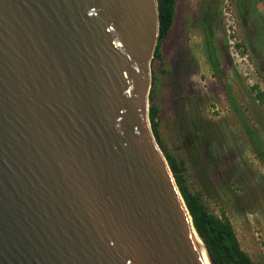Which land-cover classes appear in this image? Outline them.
Masks as SVG:
<instances>
[{"label":"water","instance_id":"1","mask_svg":"<svg viewBox=\"0 0 264 264\" xmlns=\"http://www.w3.org/2000/svg\"><path fill=\"white\" fill-rule=\"evenodd\" d=\"M158 24L157 0H0V264H205L148 116Z\"/></svg>","mask_w":264,"mask_h":264},{"label":"rangeland","instance_id":"2","mask_svg":"<svg viewBox=\"0 0 264 264\" xmlns=\"http://www.w3.org/2000/svg\"><path fill=\"white\" fill-rule=\"evenodd\" d=\"M206 3L216 14L211 44L219 76L199 21ZM171 25L154 68L160 138L184 162L186 182L209 212L227 217L240 248L264 264V165L245 132L248 125L264 144V101L252 93L254 85L264 91V0H176ZM180 55L186 73L171 81L161 69Z\"/></svg>","mask_w":264,"mask_h":264},{"label":"trees","instance_id":"3","mask_svg":"<svg viewBox=\"0 0 264 264\" xmlns=\"http://www.w3.org/2000/svg\"><path fill=\"white\" fill-rule=\"evenodd\" d=\"M175 1L176 0H157L158 5V14H159V35L156 50L151 61L152 68V86L149 93V121L151 124V129L153 135L164 154L169 168L172 172L173 178L175 180L176 186L179 190V193L183 199V202L187 208V211L190 215L191 222L195 232L198 237L207 248L208 252L212 258L220 262L221 264H256L253 262L250 257L240 248L237 238L235 236L232 224L227 217L221 215L218 216L209 212L205 204L202 202L200 195L197 192H194L186 182L184 177V162L170 152H168L165 146L162 143L160 134L158 132V124L155 121L158 117V108L155 104V95H154V86L158 82V76L155 72V65L159 61H163V54L161 53V48L165 43L169 35V31L172 27L174 20V11H175ZM213 3L214 0H208ZM253 1V0H252ZM243 2V1H242ZM244 4V3H243ZM248 10L245 8L244 16H248ZM215 10L209 4H205L203 11L199 16V21L201 23L204 31L205 37V47L208 49V57L216 75H220V70L218 69V64L216 61V55L212 48L211 39L213 34V21L215 18ZM260 17V16H257ZM256 17V21H259V18ZM181 60V61H179ZM182 55L176 57V59L170 62L168 69H161V73L166 75L168 78H171V81H181L184 78L186 72L184 71L185 65L182 63ZM177 73V75H176ZM254 92V99L258 103H263L264 101V91H262L258 85L252 86V93ZM230 95V91L227 92ZM232 99V98H231ZM233 107L236 108V105L233 100H231ZM198 130V129H196ZM203 131L205 132L204 128ZM245 132L248 137L249 144L252 151L256 157L264 165V144L259 136V134L253 130L248 125H245ZM201 134L199 140H202Z\"/></svg>","mask_w":264,"mask_h":264},{"label":"bare ground","instance_id":"4","mask_svg":"<svg viewBox=\"0 0 264 264\" xmlns=\"http://www.w3.org/2000/svg\"><path fill=\"white\" fill-rule=\"evenodd\" d=\"M195 240H196L197 244L199 245L198 247H199V250L201 251V256H202V258H203L205 264H211V263L208 261L207 257L205 256V252H204L203 244H202V243L200 242V240H199L198 238H196V237H195Z\"/></svg>","mask_w":264,"mask_h":264}]
</instances>
